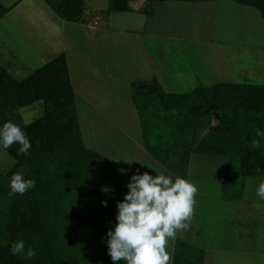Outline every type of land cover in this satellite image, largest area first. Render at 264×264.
Returning a JSON list of instances; mask_svg holds the SVG:
<instances>
[{
  "label": "trees",
  "instance_id": "obj_1",
  "mask_svg": "<svg viewBox=\"0 0 264 264\" xmlns=\"http://www.w3.org/2000/svg\"><path fill=\"white\" fill-rule=\"evenodd\" d=\"M43 1L61 19L81 21L84 0ZM145 1L150 14L154 4L167 0ZM231 1L264 16V0ZM128 2L107 0L104 12L128 11ZM6 11L0 4V17ZM132 87L144 146L159 161L171 162L168 154L175 147L181 160L190 153L225 156L221 189L228 199L241 197L245 177L264 176V138L255 134L257 129L264 132V83L216 82L186 93L161 91L155 80H134ZM38 99L43 112L24 121L20 109ZM6 121L22 128L31 147L27 154H18V144L0 146L15 158L0 171V264H114L107 232L116 223V204L123 200L129 181L116 161L84 144L63 53L21 80L0 65V127ZM151 121L165 124L170 136L150 129ZM253 139L260 147L252 146ZM16 172L34 186L23 195L9 196V181ZM105 187L110 191H102ZM17 240L24 241L25 252L31 247L36 255L13 256L10 247ZM203 255L201 248L177 239L171 264H203Z\"/></svg>",
  "mask_w": 264,
  "mask_h": 264
},
{
  "label": "rangeland",
  "instance_id": "obj_2",
  "mask_svg": "<svg viewBox=\"0 0 264 264\" xmlns=\"http://www.w3.org/2000/svg\"><path fill=\"white\" fill-rule=\"evenodd\" d=\"M200 6L199 3H186L177 8L179 12L154 14L153 5L150 14L146 9L135 16L136 12L105 13L107 0H84L81 24L65 21L68 23L64 35L72 82L78 81L80 72L87 75L82 84L86 98L79 95L77 85L75 93L81 137L87 147L107 158L115 159L118 155L116 159H119L117 161L128 180L132 174L143 172L139 158L134 155L136 145L144 144L143 126L131 99L134 80H155L151 71L160 66L163 75L169 71L177 82H181L185 75L183 70H187L184 79H190L191 83L211 84L233 78L264 83V20L258 19L256 10L224 0L218 2L212 12ZM50 13L55 23L61 24V18L51 8ZM147 16L148 20L153 17L149 28L161 27L160 30L166 32H161V36L167 37V40L162 36L156 41V62L152 65L133 35L128 33V29L137 30L144 26ZM210 16L222 20L225 28V21L232 20L234 24L230 27L234 31L231 35H227L223 27L218 29L214 26L217 20L211 18L210 22ZM247 17L252 23L257 20L250 25ZM94 20L97 24L89 29ZM107 25L117 31H100ZM3 26L0 24V65L13 77L24 79L32 71L30 66H36L31 56L33 50H30L31 45L28 47L24 43L19 31L10 25L9 28ZM3 36H6L10 47ZM214 38L220 42L213 44ZM11 47L29 64L22 65L21 59L14 57ZM244 50L251 56H244ZM251 73L255 74V79H251ZM42 104V99H38L22 107L23 120L29 122L38 117L43 112ZM146 113L148 116L149 112ZM150 125V129L169 135L170 130L165 124L151 121ZM117 130L127 132L128 136L122 137L123 134L121 136ZM167 147L165 143L164 150ZM177 149L170 151L168 157L171 162L165 166L170 168L172 174L169 176H181L198 189L193 206L195 216L190 226L192 230L205 229L201 242L198 240L194 244L205 250L203 264H214L215 260V264H264V200L255 193V187L264 176L245 177L241 181V197L228 199L221 189L227 165L225 156L190 153L189 157L181 160ZM123 159L133 161L129 163ZM14 162L15 158L0 148V171H6ZM211 250H219L223 254L215 257Z\"/></svg>",
  "mask_w": 264,
  "mask_h": 264
},
{
  "label": "clouds",
  "instance_id": "obj_3",
  "mask_svg": "<svg viewBox=\"0 0 264 264\" xmlns=\"http://www.w3.org/2000/svg\"><path fill=\"white\" fill-rule=\"evenodd\" d=\"M256 136L264 138V132L256 130ZM254 148L260 147L258 139L252 140ZM18 144V154H27L31 143L22 128L12 121L0 127V146L4 149ZM119 160V159H112ZM131 162L133 160H125ZM34 186V181L25 179L21 172L14 173L9 181V196L23 195ZM128 191L118 201L113 228L107 232V250L114 264H171L169 242L177 233L188 229L195 202L197 187L181 177L148 172L134 173L127 183ZM108 192L109 188H102ZM256 195L264 200V179L255 187ZM107 206V201H102ZM13 256L36 255L33 248L25 252L23 240H17L10 247Z\"/></svg>",
  "mask_w": 264,
  "mask_h": 264
},
{
  "label": "crops",
  "instance_id": "obj_4",
  "mask_svg": "<svg viewBox=\"0 0 264 264\" xmlns=\"http://www.w3.org/2000/svg\"><path fill=\"white\" fill-rule=\"evenodd\" d=\"M221 1H223V0H207V1H197V2H187V1H180V0H167V1L160 2L158 4H154L155 9H153V12H154V14L166 13L168 11L169 12H171V11L175 12V11H178L177 10L178 7H181L182 5H185L186 3L195 4V5L199 3V5H201L200 6L201 8H208L210 10V12H212V11H214V9H216L217 3L221 2ZM224 1H231V0H224ZM232 2L236 3L238 5L247 6V5L239 4V3L234 2V1H232ZM128 3L131 7L130 10H128V11H113V12H117V13H119V12H132V13H134V12H136L134 14H135V16H138V15L142 14L144 10L148 9L147 2L145 0H129ZM0 4L3 7L7 8V11L0 17V24L3 23V25H4L2 28H9L8 26L10 25L11 27H13L17 31H19L18 33H20V36H22V38H24L26 40V41L24 40V43L28 47H29V45H31L30 50H33V53L31 54V56H32V59L36 62V66L35 67L30 66V69L34 70L35 68H38V67L44 65L46 62L50 61L51 59L55 58L60 53H63L65 55V59H66V66H67V71H68L69 82H70L75 93H76V85H77V87L79 89V95L82 98H84L85 90L83 88L84 85H82V84L85 81V78L87 76L86 73L80 72V74L78 75L79 79H78V81H76V83H73L72 79H71L70 61H69L68 56H67V47H66L67 45L65 42V35H64V28H65V25L66 26L68 25V23L65 22V20L61 19V24L57 25L55 23L54 16H52V14L50 13V8L47 6V4L43 0H38V1L37 0H0ZM247 7L253 8L251 6H247ZM255 10H256V14L258 16V19L260 18V19L264 20V16H262L257 9H255ZM212 16H210V22H211ZM152 18L150 20H148V16H147L146 17L147 20L145 19L144 26H141L137 30L128 29L130 31L128 33L133 35L134 40L137 42V44L140 46V48L144 51V53H145L144 56L148 58L150 65L154 64L153 62H156L155 55H154V53L157 52L156 41L158 39H161L162 36H165V35L161 36V32H162L160 30L161 27L156 26L153 29L149 28L150 21L152 20ZM212 19L217 20V22L215 23L214 26H217L218 29H219V27H223L224 32H226L227 35H231V31H234V29L233 28L231 29V27H230V24H234L232 22V20L231 21L230 20L225 21L226 27H227V28H225L224 22L222 20L217 19L216 16H215V18H212ZM239 19H241V18H239ZM244 19H246V18H244ZM247 20H248V23H250V25H253V23L257 19L253 20V23L251 22L250 17H247ZM175 21H177V20L175 19ZM80 22H79V24H81ZM76 24H78V23H76ZM96 24H97V21L94 20L92 22V24H90L88 26V28L93 29V26ZM153 25H155V23H153ZM1 30H3V29H1ZM103 30H104V32H107V33L109 31L110 32L117 31L115 28H109L108 25L105 27V29L102 28L100 31H103ZM124 30L127 31L126 29H124ZM162 33H164V32H162ZM164 34H166V32ZM3 37H5L4 41L8 45V40H7L6 36H3ZM102 37L105 38V36H102ZM163 39L167 40V37L165 36V37H163ZM224 40L225 39H222V41H224ZM219 42L220 41H218L217 39L215 40V38L212 40L213 44H217ZM213 47H214V45H213ZM11 49H12L11 51H13V53H14V57L17 60L21 59L20 63H22V65L29 64V63L24 62V60L22 59L24 57L22 55L20 56V54H18L12 47H11ZM244 51H245L244 52V56H245L247 51L246 50H244ZM247 55H250V53H247L246 57H247ZM162 64L165 65L163 60H162ZM156 68H157V66L155 67V69L153 71H151V73L154 75L152 77L156 78L155 79L156 85L158 86V88L161 91H164V92L186 93V92L192 91L194 88H196L199 85L209 86V85L213 84V83L206 84V83H203L201 81H200V83H198V81L195 83H191L190 79H188V78L186 81V79H184V77L187 76V73H186L187 70H183V73L185 75L182 76L183 79H181V82H177L174 78H171V76L169 75V71L167 73H164V75H163L161 73L163 71L160 68V66L158 67V69H156ZM165 68H166V65H165ZM251 74H253V73H251ZM251 74H250L251 79H255V74H253V75H251ZM180 75H182V74L179 73V76ZM216 82H224V81H215L214 83H216ZM225 82H242V81H239V79L237 80V79L233 78L232 80H227ZM184 83L188 84V85H185ZM85 98H86V96H85ZM131 99H132V95H131ZM136 112H137V110H136ZM79 125H80V123H79ZM117 131H119V130H117ZM141 131L143 132V129ZM119 133L121 136L123 134L122 137L128 136L127 132H124L123 130L119 131ZM82 140H83V136H82ZM83 142H84V140H83ZM143 143H144V141H143V137H142V144ZM143 145L142 146L136 145V150L134 151V155L137 156V158H139L138 162H140L142 164L141 165L143 168V170H141V171H143L142 173L148 172L150 175H155V173H161V172L166 174V175L171 173V171L169 170L170 168L169 167H168L169 169L166 168V166H165L166 164L162 163L157 158H155L151 153H149L147 151L146 147H144ZM115 153H118V151H115ZM189 155H188V157H189ZM117 156L118 155L115 156V159L117 158ZM114 161H116L118 168H119V172L122 175V177H124L126 180H128L125 177L124 171L122 170V165H120V163L117 160H114ZM140 163H138V164H140ZM173 176L175 177L174 174H173ZM194 216L195 215L192 214V218H191L190 223L193 222ZM201 228L205 231V229L203 227H201ZM191 230H192V227L189 224V227L187 230L177 233L175 240H172L169 242L168 251L170 252L171 256H172L174 244H175L177 239H181L183 241H186L187 243H189L191 245H194L195 242L198 240H199V242H201V240L203 239L202 233L204 231L199 230L198 228H197V230H192V231ZM199 236H201V237H199ZM199 248H201L204 251V255H203V262H204L205 254H206L205 250L203 249V247L199 246ZM210 253L215 257H219V255L221 253L223 254V252H221L219 250L218 251H216V250L212 251L211 250ZM216 262H217V260H215V263Z\"/></svg>",
  "mask_w": 264,
  "mask_h": 264
}]
</instances>
